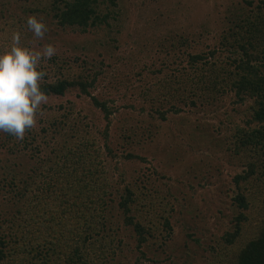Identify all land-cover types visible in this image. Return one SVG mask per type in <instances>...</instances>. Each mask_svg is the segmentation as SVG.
<instances>
[{
    "label": "rangeland",
    "instance_id": "obj_1",
    "mask_svg": "<svg viewBox=\"0 0 264 264\" xmlns=\"http://www.w3.org/2000/svg\"><path fill=\"white\" fill-rule=\"evenodd\" d=\"M33 1L46 3L47 0H0V29L7 25L5 32L15 21V29H9L10 33L0 30V53L10 47L13 32H19L25 47L41 49L52 44L57 49L52 57L55 60L41 62L47 79L56 72L57 65L52 67L53 63H72L75 57H79L78 62L84 59L101 68L91 91L112 110L107 143L114 151L107 155L103 146L102 114L76 88L61 96L47 95L48 103L42 105L36 127L28 130L25 137L29 131L38 134L37 140L45 142L42 154H49L59 139L51 122L68 113L70 121L65 130L73 125V129L87 127V137L97 140L95 145L101 147V156L108 165L112 189L122 190L125 184L135 181L138 186L143 185L139 187L140 198L146 204L150 196L143 195L149 193L154 196L156 210L162 206L157 203L160 198L166 204L161 216H166L169 227L163 224V219L152 218L146 212L148 206L142 208V215L133 212L144 224L150 220L155 222L154 236L139 245L133 227L124 224L115 206V193L107 217L114 227L116 240L121 241L105 264H232L236 247L226 244L222 235L233 230L236 214L243 211L247 220L241 223L238 244L242 238L252 236L263 216L259 199L264 179L252 178L241 184L248 208L238 207L233 199L238 190L233 177L245 166L244 157L234 154L227 143L233 127L243 124L248 116L252 99L239 102L228 91L209 104L201 101L195 105L181 104L179 112L169 111L165 119H160L157 114L151 117L142 108L152 105L154 109L167 110L170 103H143L138 95L137 78L152 81L153 74L140 72L145 68L156 70L168 63L166 71H172L171 62L177 58L172 55L178 53L177 48L181 54L205 51L216 45L219 36L244 10V4L240 0H115L119 14L116 20H110V28H93L82 33L73 28L58 30L49 21L44 39L36 40L26 25L30 14L25 8L32 7ZM253 1L254 5L264 6V0ZM171 42L177 47H171ZM99 60L103 62L101 67L97 64ZM47 129L50 132L45 135L43 130ZM5 134L0 132V163L26 171L33 164L31 154L36 157L38 152L36 155L34 150L7 153L6 144L2 145L4 139L8 143ZM127 153L136 157L127 158ZM9 195L5 191L0 200L2 212L8 211Z\"/></svg>",
    "mask_w": 264,
    "mask_h": 264
},
{
    "label": "trees",
    "instance_id": "obj_2",
    "mask_svg": "<svg viewBox=\"0 0 264 264\" xmlns=\"http://www.w3.org/2000/svg\"><path fill=\"white\" fill-rule=\"evenodd\" d=\"M240 1L244 10L219 36L216 45L205 51L181 54L177 48L178 53L172 55L177 57L171 62L172 71H166L169 63L156 70L145 68L140 74L151 73L154 79L145 82L139 77L137 80L140 83L138 95L143 103H170L167 110L154 109L152 105L142 108L151 117L157 114L160 119H165L169 111L179 112L181 104L195 105L200 101L209 104L228 91H232L239 102L252 99L248 116L243 124L233 127L227 140L228 148L244 157L245 167L233 177L238 189L233 199L238 207L246 209L249 202L241 191V184L252 178L264 179V6L254 5L253 0ZM33 4L34 7L25 9L37 18L42 19L44 15L45 24L52 21L58 30L73 28L82 33L93 28H110V20H116L119 14L115 0H47L46 3L33 1ZM6 26L0 30L4 32ZM14 27L13 20L8 28L13 30ZM9 29L4 33H10ZM171 47L177 46L171 42ZM78 59L75 57L72 63H53L52 67L57 65L56 72L53 71L50 79L45 76L41 89L47 95L61 96L76 88L79 94L88 96L105 120L101 136L107 155H112L114 149L107 143L112 110L91 91L102 70L96 64L84 59L78 62ZM175 59L179 61L174 62ZM98 62L101 67L103 62ZM41 70L44 71L43 65ZM67 115L62 113L61 118L51 122L59 139L49 154H42L45 142L37 140L36 133L29 131L22 141L4 135L8 143L4 139L2 145L6 144L7 153L33 150L35 155L38 153L36 157L31 154L33 164L26 171L0 163V200L5 191L10 194L6 200L9 212L0 210V264H105L121 241L116 240L114 227L107 217L115 193V206L124 224L133 227L139 245L154 236L155 222L150 220L144 224L133 212L142 215V208L148 206L146 212L152 218L163 219V224L169 227L166 216H161L166 204L160 198L157 203L162 206L156 210L152 193L143 195L150 196L146 204L140 198L142 184L138 186L134 181L125 184L122 190L112 189L108 165L101 156V147L95 145L97 140L87 137V127L73 129V125L65 130L70 121ZM43 131L45 135L50 132L49 129ZM60 131L63 132L60 134ZM125 157L136 156L127 153ZM262 182L259 200L263 216L252 236L242 238L237 244L241 239V223L247 220L243 211L236 214L233 230L222 235L226 244L236 247L232 264H264V180ZM153 209L156 213H151Z\"/></svg>",
    "mask_w": 264,
    "mask_h": 264
},
{
    "label": "clouds",
    "instance_id": "obj_3",
    "mask_svg": "<svg viewBox=\"0 0 264 264\" xmlns=\"http://www.w3.org/2000/svg\"><path fill=\"white\" fill-rule=\"evenodd\" d=\"M26 25L36 40L44 39L48 28L41 18L30 15ZM56 54L52 44L41 49L23 46L21 33L13 32L10 47L0 53V132L22 141L36 127L41 107L48 103L40 86L46 76L41 62Z\"/></svg>",
    "mask_w": 264,
    "mask_h": 264
}]
</instances>
